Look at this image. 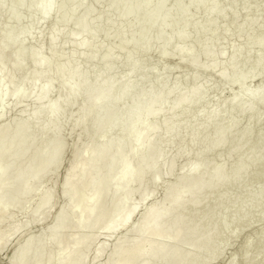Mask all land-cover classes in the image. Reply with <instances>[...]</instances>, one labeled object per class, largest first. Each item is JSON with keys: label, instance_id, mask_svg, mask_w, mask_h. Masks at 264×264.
Segmentation results:
<instances>
[{"label": "bare ground", "instance_id": "6f19581e", "mask_svg": "<svg viewBox=\"0 0 264 264\" xmlns=\"http://www.w3.org/2000/svg\"><path fill=\"white\" fill-rule=\"evenodd\" d=\"M103 1L0 0V9L6 11L0 17V253L10 251L6 264H192L206 252L204 264H209L220 253L213 249L215 226L234 200L224 203L206 223L211 233H201L195 222L206 211L194 209L211 201L217 205L231 183L264 174V140L255 150L249 141L254 128L264 126L259 112L264 84L243 87L245 79L264 73V41L257 37L264 9L247 20L259 0L243 6L238 0H224L219 9V0H210L207 6L198 0L186 4L178 0L172 12L159 10L167 0H113L101 7ZM144 7L149 14L126 28L117 52L100 53L103 43L97 35L115 20L126 27ZM20 9L29 20L25 29L20 27L24 19L17 14ZM188 13L190 18L182 20ZM241 13L248 14L241 20ZM102 16L107 17L104 23ZM218 18L225 21L214 22ZM226 21L236 22L232 28L239 42H231L232 46L230 38L226 41L233 34L228 29L231 33L227 31L224 39L230 47L221 42L219 47H224L216 51L222 41L217 30ZM246 22L254 27L243 36ZM38 23L48 27L33 36ZM57 23L74 30L56 29ZM176 23L180 28L173 41H152ZM197 28L199 45L185 46L186 35ZM45 46L49 56L40 57ZM233 48H238L237 54L225 59ZM29 49L33 55L24 57ZM255 49L261 52L253 67L237 74L240 99L228 109L214 107L181 124L180 118L200 110L213 89L210 81H198L199 73L215 72L228 84L244 54ZM154 51L190 64L189 77H172L159 85L170 71L154 68L146 57ZM53 56L60 62L56 73L49 70ZM80 56L83 62L73 64ZM118 63L122 72L116 70ZM22 71L26 73L19 78ZM151 73L155 81L144 85ZM243 115L248 120L230 146L228 160L205 159L207 153L229 146L227 138L236 132ZM219 121L231 125L218 126L209 137L192 136L194 130L215 127ZM69 136L74 137L68 144ZM198 143L203 146L191 154ZM242 147L244 155L238 154ZM189 153L191 158L179 165ZM66 154L70 160L59 180ZM239 162L243 165L235 168ZM246 195L242 191L243 198ZM228 196L236 197L235 192ZM262 199L264 195L256 196L251 206ZM244 209L240 200L238 211ZM33 228L38 231L31 232ZM259 233L255 239L264 230ZM249 245L239 258H228L225 264L245 261ZM263 261L264 249L255 264Z\"/></svg>", "mask_w": 264, "mask_h": 264}, {"label": "rangeland", "instance_id": "374dc122", "mask_svg": "<svg viewBox=\"0 0 264 264\" xmlns=\"http://www.w3.org/2000/svg\"><path fill=\"white\" fill-rule=\"evenodd\" d=\"M112 1L113 0H104L101 4L102 5L101 7H107ZM188 1L189 0H182V2L184 4H186ZM198 2L200 4H202L203 6H207L210 4V0H198ZM254 2H257V1L256 0H238V6H243L245 4L253 5V4H255ZM177 3H178V0H167L165 2L163 1L159 5V10L172 12V10L175 8ZM223 4H224V0H219V2L216 5L217 9L222 7ZM257 5H259V7L256 6L255 10L252 11V14L250 12H249L250 14L247 13L248 15L241 13L242 15H240L239 18H241V17L246 18L245 15H247V20H249L251 17L255 16L254 15L255 13L256 14L258 13V15H260L259 12L261 11V9L262 10L264 9V0H259ZM253 12H255V13H253ZM17 14L22 15L24 18L20 24V27L22 29L27 28L29 25V20H28L26 14L23 12L22 9L18 10ZM148 14H149L148 7L142 8L139 12H137L131 18V20L128 22L126 27L123 26L119 20H115L110 28H108L106 31L98 34L96 37L99 42L102 41V43H103V46L100 50L101 51L100 53H102V51H104L106 49H112L116 53L119 44L124 39L126 28L134 26L136 23H138L140 20H142ZM239 14L240 13H238V15ZM261 14H264V11H262ZM2 15H6V11L4 9H0V17ZM172 15L174 18L179 17L177 13H172ZM188 15L190 16V13L186 14L181 19L182 20L189 19L190 17ZM226 15H228V13ZM225 17L228 18V16L224 15L223 19H226ZM220 19L223 22L225 21L222 18H218V19H214V22L221 24ZM241 20H242V18H241ZM241 20L239 19L237 21V23ZM106 21H107V17L102 16L101 22L104 23ZM226 22H228V21H226ZM232 23L228 22V24H226L225 27L217 30L216 37L221 36V37H217V39H218V41H220L219 38H221L222 41H220V43L217 41V43H219V44H218V46L215 47V49H217L216 51H218L220 48L224 47L225 44L227 45V47H230V45L234 46L233 44H231V42L234 43L235 41H237V44H238L239 37L237 38V34L234 32V29L232 28V27H235V26H233V24H236V22H234L233 24ZM9 25L13 27L14 22L11 21ZM47 27H48L47 23L36 24L34 26L33 31H32L33 36H35L40 30L47 28ZM54 27L56 29H63V30H67V31H73L74 30V28L71 25L64 24V23H57L54 25ZM253 27L254 26L252 24L246 22L244 30L241 32V35L245 36L250 30L253 29ZM179 28H180V23H176L170 27V30L168 31L167 34H165L164 36H154V37H152V41H158V42H162V43L173 41L176 34L179 31ZM198 29L199 28H197L194 31L189 32L186 35L185 40H184L185 46L194 47V46L199 45V41L194 36L195 32ZM228 29L233 32L231 37H229L228 33H231V32ZM227 31H228V33H227L228 37L226 39V37H225L226 35H224V34ZM257 37L260 40L264 41V19L262 20V22L260 24V29L257 33ZM224 38L226 39V41H228L230 38V41H229L230 45H229V42H226ZM221 42H222V44L223 43H225V44L222 45L221 47H219L221 45ZM70 46H71V43L69 42L68 44H66L65 50L69 49ZM129 50H132V48H129ZM237 52H238V48L230 49L227 52L225 59H228V58L236 55ZM260 52H261L260 49H255L249 56H248V54H244L245 57L242 59V62L239 63L238 66L236 67V72L233 74V77H231V82L228 84H225L223 82V80L221 78H219L218 74L215 72L201 71L198 75V81L200 83H205L207 81H210L213 85V89H212V91L207 92V94H206L207 99H206L204 105L201 107V109L196 111V112H193L191 114L182 116L180 118V123L181 124H188L191 121L196 120L200 114L206 113L214 107H218L221 109H228V108L232 107L240 99V96H241V92L238 91V89L236 87V83H235L237 80V74L247 73L254 65L255 56L257 54H259ZM32 55H33V52L31 49H29L23 53L24 57H30ZM39 56L40 57H48L49 56L48 49L46 48V46L42 48L41 52L39 53ZM146 57L150 62L153 63L155 69L163 66L170 71L167 75H165L163 78H160L158 80L159 85L169 83L171 80H173L172 77L175 79L176 76H179L181 79L183 78L185 80L186 77H189L191 70L193 69L190 64L188 65V63L187 64L176 63V62H178L177 58H174L173 56L171 57V55L168 57L162 58L159 56V54H157L156 51L149 53ZM82 62H83V57L80 56L77 59H75L72 63L73 64H79ZM59 63L60 62H59V59L57 57H55V56L51 57V63L49 66L50 72L56 73L58 71ZM116 65H117V69H116L117 72H122V69L118 70V67L120 66V64L118 63ZM120 68H121V66H120ZM25 73H26V71H22L19 74V78H21ZM155 77H156L155 74L151 73L147 77V79L145 80L146 83H144V85H148L149 83L155 81V79H156ZM259 84H264V73L262 74V76L260 74H255V75H253L252 78H248V79H245L243 81V87H253V86H256ZM59 94L62 97V96H64L65 92L60 91ZM231 95L234 97H230ZM112 96H114V94H112ZM24 105H26V104H24ZM123 111H124V113H128L127 110H123ZM259 112L264 117V106L259 109ZM13 113H11V114L13 115ZM89 117H90V115L87 114L86 118H89ZM65 120H67V117H65ZM247 120H248V118L245 115H243L239 118L238 128H237L236 132L227 138V141L230 143L228 147L222 148L218 152L207 153L204 156V158L205 159H215V160H220V161H227L228 160L227 159L228 150H229L230 146L240 138L242 127L247 122ZM230 123L231 122L219 121L218 125L215 127H208L207 129L194 130L192 136H201L203 134H205L207 137L212 136V135H214L218 126L231 125ZM257 130H261V133L257 134ZM73 137L74 136L67 137L68 144L72 142ZM251 139H252V142H251L252 149L255 150L260 146L261 142H263V140H264V126L261 129L258 127H255L253 130V134H252L251 138H249V141ZM187 140H188V138L183 139V141H187ZM177 142H178V139L174 140L173 143L176 144ZM202 146H203V143H198V144L194 145L192 147L191 154L194 151L200 150ZM245 153H246V147H242L238 151V154H240V155H244ZM191 154L189 153L188 155L180 158V160L178 161L179 165L186 163L191 158ZM232 159H234V157ZM69 160H70L69 154H66L64 161H63V165L60 168L59 173H58V179L59 180L62 179L63 172H64V166L68 163ZM242 165H243V163L239 162V163H236L234 166H235V168H240ZM259 166H260V163L258 164L257 167H259ZM226 190H227V194L224 195V198L221 201V203L216 205L213 201H211L210 203H206V204L199 206L198 208L194 209V212L206 211L207 215L204 216L202 219L195 221V222L197 224H199L201 233H203V234L211 233L212 232L211 227L210 226L206 227V223H208V221L214 215H216L220 212L221 207L224 205V203H229L232 199L234 200L231 203L232 204L231 207L223 213V215L221 216V218L218 221L217 226H215L216 234H215V241L213 243V249L218 248L220 253H219V256L217 258H214L209 264H225L228 261V258H229V260L232 257L234 258V256H235V258H236V256H237V258H239L240 255L242 254V251L244 250V248L247 244L248 245L250 244V245H249L248 253L246 255V260L240 261L237 264H255L258 262V257H259L260 251L264 249V234L262 237L255 239L256 236L260 235L259 232L262 233L264 230V199L259 201L254 207H252L251 205L254 202V199L256 196H259L261 194L264 195V174L258 173L252 179H242V180L235 181V182L231 183L226 188ZM244 190L247 191V195L243 198L242 191H244ZM158 191H159V189L157 190L158 195L156 193L155 198L157 197L159 199L160 196L162 195V192H161L162 189L160 191L161 193ZM233 192H235L236 197L235 198H233V197L229 198L228 195L233 193ZM240 200H243L244 205L246 206V209L239 212L238 211V202ZM235 218L237 219V221H236V223L233 224L232 220ZM260 228H261V230H259ZM36 231H38V228H33L31 230V232H36ZM100 238L102 239L103 237H100ZM237 253H239V254H237ZM9 254H10L9 250L4 252V253H0V264H6L5 259H7ZM206 259H207V253L206 252L201 253L197 257V259H195L193 261L192 264H204ZM261 264H264V261Z\"/></svg>", "mask_w": 264, "mask_h": 264}]
</instances>
